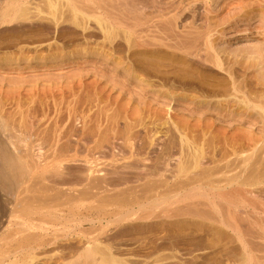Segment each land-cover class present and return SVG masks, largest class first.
Returning <instances> with one entry per match:
<instances>
[{"label":"rangeland","instance_id":"374dc122","mask_svg":"<svg viewBox=\"0 0 264 264\" xmlns=\"http://www.w3.org/2000/svg\"><path fill=\"white\" fill-rule=\"evenodd\" d=\"M42 1L33 23L0 17V255L24 247L0 262L77 263L92 246L97 261L264 264V0H62L58 27ZM141 4L148 52L129 45ZM48 218L53 244L34 252Z\"/></svg>","mask_w":264,"mask_h":264},{"label":"bare ground","instance_id":"6f19581e","mask_svg":"<svg viewBox=\"0 0 264 264\" xmlns=\"http://www.w3.org/2000/svg\"><path fill=\"white\" fill-rule=\"evenodd\" d=\"M32 1H34V0H32ZM45 1V0H44ZM44 1H42V2H44ZM70 1V0H69ZM72 1H74V0H72ZM71 1V2H72ZM91 0H89V2H90ZM98 1V0H97ZM135 1V0H134ZM134 1H133V3H134ZM158 1V0H157ZM10 2V1H9ZM11 2L12 3H14V4H12V6H9V8H5V10H2L1 9V11H2V13H1V16L0 17H2V19L1 20H5L6 18H9L10 16H12V17H14L13 19H10L11 20V22H14V21H18V20H22V21H24V22H32L33 23V21L35 20V18H33V17H31V15H32V12H31V5L33 4L32 2H31V0H11ZM46 2H47V5H49L48 6V10L47 11H45V13H47V14H49L48 16H51L53 19H54V25L55 26H62V24L59 22V18H58V16H59V14H60V16L63 14L62 13V9H65V8H63L64 6H66V5H63L62 3V0H46ZM77 2V1H76ZM109 2V1H108ZM163 2H165V1H163ZM68 3V2H67ZM78 3V2H77ZM76 3V4H77ZM102 3V2H101ZM152 3V2H151ZM182 3V2H181ZM10 4V3H9ZM66 4V3H65ZM82 4V3H81ZM111 4V3H110ZM131 4H132V2H131ZM69 5V4H68ZM71 5V4H70ZM75 5V4H74ZM78 5V4H77ZM98 5V4H97ZM142 5V10H139V8L141 7V6H139V8H138V6L136 7H133L132 8V15H133V17H132V19H133V23H132V27H131V29H132V31H131V34H130V36H129V38H130V41H129V45H130V48L131 49H133V50H135V51H137V50H142L143 52H148V48H149V44L146 42V40H144L145 39V36H141V37H139V33H138V30L137 29H139V27H145L144 29H143V31L141 32V34L143 33L144 34V32H146V30H147V23H146V21L142 24H140L138 21V19L139 18H137L138 16V14H140L141 12H142V14L144 13V11L145 10H147L148 8H150V7H148L146 4H141ZM33 6V5H32ZM80 6V5H79ZM78 6V7H79ZM83 6V5H82ZM100 6V5H99ZM108 6V5H107ZM157 6V5H156ZM5 7H7V6H5ZM62 7V8H61ZM76 7V6H75ZM101 7H102V5H101ZM109 7V6H108ZM107 7V8H108ZM38 8V7H37ZM81 7H79L78 9H80ZM89 8H91V7H89ZM104 8V7H103ZM147 8V9H146ZM73 10V9H72ZM36 11H38V15L40 14H45L44 13V11L43 10H40V9H36ZM77 7L73 10V13L71 12V14H73L74 15V19H75V24L76 25H79V22L77 21V19H79V13H77ZM101 11H103V10H101ZM141 11V12H140ZM151 11V10H150ZM172 11V10H171ZM170 11V12H171ZM83 12V11H82ZM93 12V11H92ZM124 12V11H123ZM147 12V11H146ZM163 12V11H162ZM69 13V12H68ZM105 13V12H104ZM67 14V13H66ZM108 14V13H107ZM141 14V15H142ZM147 14V13H146ZM150 14V13H149ZM35 15V14H34ZM38 15H36L38 18H39V16ZM70 15V14H69ZM79 17H78V16ZM153 15V14H152ZM158 15H159V13H158ZM147 16V15H146ZM165 16V15H164ZM46 17V16H45ZM78 17V18H77ZM124 17V16H123ZM150 17V16H149ZM155 17V16H154ZM161 17H162V15H161ZM47 18H49V17H47ZM58 18V19H57ZM64 18H65V15H64ZM63 18V19H64ZM66 18H67V16H66ZM143 18V17H142ZM160 18V17H159ZM158 18V19H159ZM40 19V18H39ZM45 19V18H44ZM112 19V18H111ZM131 18H130V20H132ZM141 19V18H140ZM146 20L148 19V18H145ZM150 19V18H149ZM0 20V26H1V24H2V22L3 21H1ZM6 20H8V19H6ZM49 20V19H48ZM47 20V21H48ZM71 20V19H70ZM69 20V21H70ZM85 20V19H84ZM98 20V19H97ZM50 21H51V19H50ZM73 21V20H72ZM149 21V20H148ZM8 22H9V20H8ZM46 22V21H45ZM44 22V23H45ZM71 22V21H70ZM84 22V21H83ZM170 22V21H169ZM4 23V22H3ZM6 23V22H5ZM37 23H40L39 21L37 22ZM47 23V22H46ZM73 24H74V21L72 22ZM128 23V22H127ZM166 23V22H165ZM6 24H8V23H6ZM26 24V23H25ZM48 24H50V23H48ZM74 24V25H75ZM81 24V23H80ZM98 24H99V26L102 28V30L103 31H105L107 34H108V36H111V29H109V28H111L110 26H108L109 28H107V27H105V25H104V23H102L101 21H98ZM107 24H109V23H107ZM106 24V25H107ZM131 24V23H130ZM129 24V25H130ZM29 25V24H28ZM33 25V24H32ZM51 25H52V23H51ZM87 25V24H86ZM110 25V24H109ZM124 25V24H123ZM155 25V24H154ZM14 26V25H13ZM12 26V27H13ZM39 26V25H38ZM40 26H42V25H40ZM53 26V25H52ZM166 26V25H165ZM43 27V26H42ZM64 27V26H63ZM81 27V26H80ZM129 27V26H128ZM23 28V27H22ZM39 28H41V27H39ZM151 28V27H150ZM150 28H149V30H150ZM158 28V27H157ZM142 29V28H141ZM162 30V29H161ZM127 31V30H126ZM26 33V32H25ZM150 33V32H149ZM154 35H156V34H154ZM28 36V35H27ZM106 36V35H105ZM38 37V36H37ZM24 38V37H23ZM53 38V37H52ZM116 38V37H115ZM27 39V38H26ZM109 39V38H108ZM114 39V38H113ZM143 39V40H142ZM41 40V39H40ZM161 40V39H160ZM29 41V40H28ZM148 41V40H147ZM159 41V40H158ZM24 42V41H23ZM149 42V41H148ZM169 42V41H168ZM174 42V41H173ZM152 43V42H151ZM164 43V42H163ZM107 44H108V42H107ZM166 45V44H165ZM168 45V44H167ZM148 46V47H147ZM155 47V46H154ZM163 47V46H162ZM174 47H176V46H174ZM164 48V47H163ZM180 48V47H179ZM189 48V47H188ZM165 49V48H164ZM176 49V48H175ZM188 50V49H187ZM57 51V50H56ZM59 52V51H58ZM110 52V51H109ZM138 52V51H137ZM193 53V52H192ZM188 54V53H187ZM11 55V54H10ZM7 56V55H6ZM13 56V55H12ZM189 57V56H188ZM133 58V57H132ZM134 59V58H133ZM209 61V60H208ZM142 62V61H141ZM204 62V61H203ZM143 63V62H142ZM150 63V62H149ZM165 63V62H164ZM168 66V65H167ZM219 66V65H218ZM222 66V65H221ZM148 67V66H147ZM158 67H159V65H158ZM136 68V67H135ZM175 68V67H174ZM151 69V68H150ZM160 69H161V67H160ZM167 69V68H166ZM162 70V69H161ZM143 71V70H142ZM133 72H134V76L136 75V79L137 78H141L140 76L141 75H139L140 73H138L137 74V72H136V70H133ZM140 72V71H139ZM156 72V71H155ZM159 72V71H158ZM161 72V71H160ZM163 73V72H162ZM169 73V72H168ZM161 74V73H160ZM162 75H164L165 76V74H162ZM155 76V75H154ZM163 76V77H164ZM148 77V76H147ZM162 77V76H161ZM145 78V77H144ZM148 79V78H147ZM156 80V79H155ZM166 81V80H165ZM151 84V83H150ZM237 87V86H236ZM161 90V89H160ZM241 92V91H240ZM165 94V93H164ZM172 94V93H171ZM175 94V93H174ZM168 96V95H167ZM179 96V95H178ZM192 96V95H191ZM195 96V95H194ZM175 97V96H174ZM180 97V96H179ZM181 98V97H180ZM183 98V97H182ZM171 99V98H170ZM191 99V98H190ZM194 102V101H193ZM198 104V103H197ZM222 109V108H221ZM257 109H259V108H257ZM230 112V111H229ZM242 113V112H241ZM256 113V112H255ZM238 115V114H237ZM254 115V114H253ZM242 116V115H241ZM262 116V115H261ZM264 118V117H263ZM241 119V118H240ZM255 121V120H254ZM3 125V124H2ZM25 125V124H24ZM24 127V126H23ZM22 128V127H21ZM24 129H26V128H24ZM29 129V128H28ZM32 130V129H31ZM29 132H30V129H29ZM28 133V132H27ZM29 135H28V137L30 136V133H28ZM31 134H33V133H31ZM40 134V133H39ZM19 135V134H18ZM27 135V134H26ZM21 137V136H20ZM27 137V138H28ZM31 137V136H30ZM126 139V138H125ZM25 142V141H24ZM125 142V141H124ZM23 144V143H22ZM13 145V144H12ZM6 147V146H5ZM14 147H17V146H14ZM1 148L2 149H4L2 146H1ZM0 148V150H2ZM20 148V147H19ZM19 148H16V149H18L19 150ZM14 149V148H13ZM32 149V148H31ZM44 149V148H43ZM6 150V149H5ZM5 150H3L2 152H3V154L2 155H4V154H7V151H9L8 149H7V151H5ZM22 150V149H21ZM20 150V151H21ZM56 150V149H55ZM59 150V149H58ZM16 151V150H15ZM19 151V152H20ZM1 152V151H0ZM22 152V151H21ZM10 153V152H9ZM9 155V154H8ZM9 160V159H8ZM8 160H7V162H8ZM11 160V159H10ZM10 160H9V162H10ZM24 161V160H23ZM14 161H12L11 160V162L9 163V166L13 169H16V171L18 170L19 171V168H18V165H17V168H16V165L13 163ZM4 163H6V162H4ZM8 165V164H7ZM25 167V166H24ZM183 168H184V166H183ZM4 169V168H3ZM22 169V168H21ZM20 169V170H21ZM181 169V168H180ZM0 170H2V169H0ZM8 170H10V168L8 169ZM183 170V169H182ZM6 171V170H5ZM15 171V172H16ZM17 171V172H18ZM183 171H185V170H183ZM2 172H4V171H2ZM15 172H13V173H15ZM6 173H8L7 171H6ZM6 173H5V177H7L6 176ZM22 173H24V172H22ZM17 174H19V173H17ZM21 174V173H20ZM15 175H16V173H15ZM21 175H23V174H21ZM178 175V174H177ZM4 177V176H3ZM21 177V176H20ZM188 184V183H187ZM185 185V184H184ZM204 187V186H203ZM184 188V187H183ZM201 188V187H200ZM185 189V188H184ZM47 190H45V192H46ZM188 191V190H187ZM197 190H195V192H196ZM220 191V190H219ZM44 192V193H45ZM186 192V191H185ZM191 192V191H190ZM192 193V192H191ZM194 193V192H193ZM223 193H225V192H223ZM47 194H48V192H47ZM186 194V193H185ZM189 195H191L190 193H188ZM208 194V193H207ZM222 195V194H221ZM58 196H60V195H58ZM54 197V196H53ZM64 197V196H63ZM182 197H183V195H182ZM48 198H50V197H48ZM59 198V197H58ZM165 198V197H164ZM186 198V197H185ZM197 198V197H196ZM226 198H228V197H225L224 198V200L226 199ZM51 199V198H50ZM77 199V198H76ZM174 199H176V198H174ZM207 199V198H206ZM63 200V199H62ZM69 200V199H68ZM164 200V199H163ZM166 200V199H165ZM183 200V199H182ZM49 201H51V200H49ZM54 201H56L55 199L53 200V202ZM65 201V200H64ZM81 201V200H80ZM52 202V203H53ZM69 202V201H68ZM77 202V201H76ZM55 203H57V202H55ZM60 203V202H59ZM63 203V202H62ZM64 203H66V202H64ZM33 204V203H32ZM50 204V203H49ZM58 204V203H57ZM27 205V204H26ZM51 205V204H50ZM50 205H48V206H50ZM53 205V204H52ZM66 205H67V203H66ZM33 206V205H32ZM32 206L30 205V206H26L27 208L28 207H30V208H32ZM55 206V205H54ZM58 206V205H57ZM56 206V207H57ZM60 206V205H59ZM59 206H58V209H59ZM63 206V205H62ZM70 206V205H69ZM72 206H73V204H72ZM105 206V205H104ZM101 207V206H100ZM23 208H25L24 206H23ZM35 208V207H34ZM41 208V207H40ZM44 208V207H43ZM48 208V207H47ZM35 209H38V208H35ZM25 210H26V208H25ZM28 210H29V208H28ZM31 210V209H30ZM40 210V209H39ZM41 211V210H40ZM43 211V210H42ZM47 211V210H46ZM45 211V212H46ZM49 211V210H48ZM52 211V210H51ZM26 212V211H25ZM29 212V211H28ZM35 212V211H34ZM33 212V213H34ZM37 212H39V211H37ZM29 213H32V212H29ZM32 213V214H33ZM36 213V212H35ZM40 213V212H39ZM50 213V212H49ZM49 213H48V215H49ZM44 214V213H43ZM14 215V214H13ZM47 215V216H48ZM45 217H43V219H44ZM47 218V217H46ZM22 219V218H21ZM50 219H53V218H50ZM49 218L47 219V220H43L44 222H43V224H45V225H43V224H41V225H34L35 226V228L36 229H38V231H40V233H37L36 232V230H35V232H36V234L35 235H28L29 237H31L34 241V245H36V247H35V249H34V252H35V250L37 251V250H39L40 248H44V246H46V245H48L49 243L51 244V242H53V241H51V240H54V239H52V237H51V240H50V235H51V233L52 232H54V228H53V226H52V220H50ZM19 220V219H18ZM37 220V219H36ZM20 221V220H19ZM24 221V220H23ZM22 223V222H21ZM39 223V222H38ZM41 223H42V221H41ZM19 224V223H18ZM18 224H17V226H18ZM23 224V223H22ZM25 224V223H24ZM23 224V226H25ZM28 224H31V223H28ZM32 225V224H31ZM31 225H29V226H31ZM33 226V225H32ZM257 226V225H256ZM252 227V226H251ZM258 227V226H257ZM25 228V227H24ZM30 228V227H29ZM32 228V227H31ZM30 228V229H31ZM27 229V228H26ZM30 229H28V231L30 230ZM33 229V228H32ZM260 229H264L263 227H261ZM251 230H253V229H251ZM26 231V230H25ZM263 232V231H262ZM30 233V232H29ZM33 234V233H32ZM16 235H17V233H16ZM21 235V234H20ZM57 235V234H56ZM28 236H26V238L28 237ZM59 236V235H58ZM9 237V241H10V236H8ZM17 237V236H16ZM24 237V236H23ZM22 237V238H23ZM60 237V236H59ZM12 238H15V237H12ZM22 238H21V240H22ZM31 238H29V239H31ZM6 239V238H5ZM8 239V238H7ZM6 239V240H7ZM19 239V238H18ZM24 240H26L25 238H23ZM28 239V240H29ZM2 240V239H1ZM15 240V239H14ZM17 240V239H16ZM14 241L15 243L17 242V241ZM56 240V239H55ZM8 240H7V243L9 242ZM91 240H89V242H90ZM94 241V240H93ZM96 241V240H95ZM10 242H12V241H10ZM28 241L26 240V243H27ZM1 243H5V242H2L1 241ZM31 243V242H30ZM17 244V243H16ZM53 244V243H52ZM51 244V245H52ZM94 243L92 242V245H93ZM97 244V243H96ZM2 245V244H1ZM5 245H6V243H5ZM5 245H3L4 247H5ZM12 245V244H11ZM18 245V244H17ZM22 245V244H21ZM20 245V246H21ZM90 245V244H89ZM88 245V246H89ZM98 245V244H97ZM3 246L1 247V248H3ZM19 246V245H18ZM18 246H17V248H18ZM20 246H19V248H20ZM247 246V245H246ZM246 246H244V250H246L245 249V247ZM15 246L14 245H12V249H14L13 251L14 252H11L12 253V255H13V257H15V259H16V257L21 253V251H22V249L24 248L23 247V245H22V249L21 250H19V248L18 249H15L14 248ZM29 247H30V245H29ZM31 247H33V246H31ZM92 247V246H91ZM91 247H88L86 250H85V252L83 253V254H81L80 256H79V258L77 259L78 261H77V263L75 262V263H66V264H78V262L79 263H83V264H86V262H87V264H88V262L91 264L92 262L94 263V264H160V262H162V261H164V260H166L167 259V256H169V255H167V256H163L160 252H157V251H138V250H136V251H131L130 250V252L129 253H124L123 254V252H121L122 254H120L119 253V255H117V256H115V255H106L104 252H102L103 254H105V255H102V253L100 252V254H101V258H99V260L97 261V258L96 257H98V256H95V255H97V253L95 254V252L92 250V248ZM93 247H94V245H93ZM8 248H10L9 246H8ZM11 249V250H12ZM94 249H96V247L94 248ZM10 250V251H11ZM97 250V249H96ZM30 251H32V250H30ZM98 251V250H97ZM6 252H9V250L8 251H6ZM94 252V253H93ZM99 252V251H98ZM163 252V251H162ZM247 252V251H246ZM249 252V251H248ZM247 252V253H248ZM2 253V252H1ZM0 253V254H1ZM11 253L10 254H5V252H4V254L7 256V257H12V256H9V255H11ZM24 253V252H23ZM25 253H27V250L25 251ZM31 252H29V254H30ZM247 253H246V258H247V260L249 261L250 260V257H251V255H250V253H251V250H250V252H249V254H248V257H247ZM4 254H2V255H0V256H3ZM165 254V253H164ZM168 254H170V253H168ZM173 254V253H172ZM245 254V253H244ZM33 255H34V253H33ZM249 255H250V257H249ZM27 256V255H26ZM174 256V255H173ZM173 256H171V257H173ZM7 257H5V260H7ZM30 257V256H29ZM164 257H166V258H164ZM254 257V256H253ZM18 258V257H17ZM26 258V257H25ZM81 258V260H86L85 262H81V260L79 261V259ZM83 258V259H82ZM164 258V259H163ZM241 258H242V256H241ZM245 257L243 256V260H245L246 261V259H244ZM2 259H4V258H2ZM23 259H24V257H23ZM31 263L34 261L35 262V260H37L38 259V256L36 257L35 255L34 256H32L31 255ZM140 259H144V261H141ZM168 259H170V258H168ZM172 259V258H171ZM18 260V259H17ZM30 260V259H29ZM150 260H152V261H150ZM252 261H253V258L251 259ZM250 260V261H251ZM9 261V260H8ZM27 261H28V259H27ZM91 261V262H90ZM148 261H149V263H148ZM247 261V262H248ZM12 262V261H11ZM22 262V261H21ZM26 262V261H25ZM62 262V261H61ZM74 262V261H73ZM151 262V263H150ZM244 262V261H243ZM7 262H5V261H1L0 262V264H6ZM9 264H25L24 262L23 263H20L19 261H16V260H14L12 263H10V262H8ZM7 263V264H8ZM30 263V264H31ZM65 263V262H64ZM92 263V264H93ZM241 263V262H240ZM28 264V263H27ZM62 264V263H61ZM244 264V263H243ZM246 264V263H245ZM249 264V263H248ZM251 264H254L253 262H251Z\"/></svg>","mask_w":264,"mask_h":264}]
</instances>
